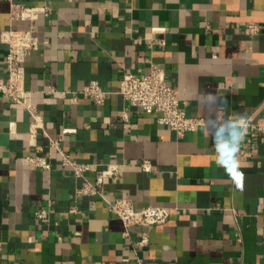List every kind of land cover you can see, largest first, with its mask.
<instances>
[{
    "label": "crops",
    "instance_id": "0c3cea01",
    "mask_svg": "<svg viewBox=\"0 0 264 264\" xmlns=\"http://www.w3.org/2000/svg\"><path fill=\"white\" fill-rule=\"evenodd\" d=\"M13 1L50 10L10 20L0 0V31L31 28L39 40L23 67L41 122L30 136V114L0 94V264H264V0ZM6 52L0 42V77ZM152 65L204 124L178 137L116 93L124 71ZM90 80L109 92L103 104L71 99ZM221 111L232 123L216 124ZM241 117L249 124L238 127ZM63 127L73 159L120 165L103 197L78 193L95 173L76 176L49 147ZM37 154L48 170L24 159ZM117 197L135 210L165 206L168 217L126 229L105 202Z\"/></svg>",
    "mask_w": 264,
    "mask_h": 264
},
{
    "label": "built area",
    "instance_id": "2783aa9c",
    "mask_svg": "<svg viewBox=\"0 0 264 264\" xmlns=\"http://www.w3.org/2000/svg\"><path fill=\"white\" fill-rule=\"evenodd\" d=\"M9 19L10 20H35L39 15L48 14L49 6L27 5L21 2L10 0ZM153 29L163 30V27ZM246 31L254 34L258 31V26L254 22L246 25ZM0 42L7 45V52L2 60L5 77H0V94L8 98L11 102L20 105L31 116L28 134L33 136L37 127L41 125L40 116L37 114L35 105L30 99V90L24 86V67L23 62L26 57L38 48L39 40L31 28L13 29L7 28L0 31ZM51 90V89H50ZM116 93L130 105L138 106L145 112L155 113L156 122L166 125L174 131L178 137H182L186 132L204 124L200 116L186 115L182 110L176 89L167 82L165 71L157 66H150L145 74H133L129 71L122 73ZM109 92L103 89L96 80H90L83 88L71 93V99L76 100L78 96L90 99L95 104H103ZM126 118L125 114L122 116ZM238 121V120H237ZM237 121L235 122L237 124ZM245 125L249 124V118H244ZM232 123L230 118H224L223 112H219L216 124L225 126ZM257 129L264 127L263 123L255 124ZM72 129L63 127L61 134L55 138L48 139L49 147L55 148L59 154L62 165L70 166L76 176L83 177L87 171L95 173L94 183L86 180L77 189L78 193L102 195V183L106 178H115L119 171V164L109 163L104 168L98 169L95 164L78 162L65 152L60 141L62 135ZM33 166L48 170L50 167L48 157L45 154L29 155L24 158ZM139 168L143 171L151 169L148 160H142ZM104 199V198H103ZM107 209L117 216L124 228L132 225L151 226L164 222L168 217V209L162 205H146L135 210L132 202L127 197H117L106 200ZM44 210H36L35 216L41 218ZM124 230L126 235L127 231ZM148 243L147 232L143 231L137 240L139 246ZM132 264H143L140 258L134 257ZM157 264V263H154Z\"/></svg>",
    "mask_w": 264,
    "mask_h": 264
},
{
    "label": "clouds",
    "instance_id": "9594fccd",
    "mask_svg": "<svg viewBox=\"0 0 264 264\" xmlns=\"http://www.w3.org/2000/svg\"><path fill=\"white\" fill-rule=\"evenodd\" d=\"M237 126L238 127H244L245 126V121L244 118L241 117L238 121H237Z\"/></svg>",
    "mask_w": 264,
    "mask_h": 264
}]
</instances>
